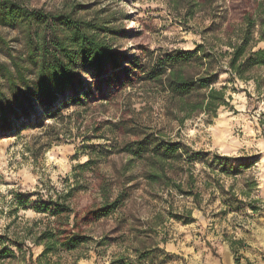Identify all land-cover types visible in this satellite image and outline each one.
<instances>
[{"label":"rangeland","instance_id":"rangeland-1","mask_svg":"<svg viewBox=\"0 0 264 264\" xmlns=\"http://www.w3.org/2000/svg\"><path fill=\"white\" fill-rule=\"evenodd\" d=\"M15 1L28 8L71 12L75 18L102 20L108 30L100 32V37L116 51L135 57L139 64L146 60L147 51L192 50L204 39L223 37L225 27L237 23L245 12L253 8L264 10V0H178V5L174 4L175 0ZM0 35L6 41V48H0V60L6 59L8 49L11 53L22 49L17 31L0 27ZM256 48H264V42H258ZM132 72L128 74L129 79L140 74ZM81 76L88 82L92 80L89 75ZM213 85L217 88L226 85V95L230 98L229 106L219 108L211 120L197 115L179 125L167 119L162 95L151 90L148 84L133 80L122 90H110L111 97L99 98L93 89L92 97L87 96L83 105H64L60 111L63 119H55L56 127L51 131L26 127L0 139V231L8 225L11 231L19 232L21 227L41 217L29 208H19L14 215H9L14 193H29L33 200L38 190L43 192L50 186L59 188L63 178H69L72 183L74 168L87 161L94 149L111 151L117 137L106 131V126L99 132L93 129L98 123L115 122L123 114L139 122L141 127L162 129L193 150L246 156L254 161L236 177V186L240 188L245 179L256 182L250 193L256 210L246 204L249 199L241 196L238 198L245 202L226 211L218 193L200 191L201 200L196 205L191 198L168 194L157 184L147 186L139 161L129 162V156L109 152L99 158L98 173L111 177L128 163L126 186L132 189L115 212L90 229L94 239L106 237V244L100 247L90 244L76 256L67 255L66 264H118L114 261L121 257L128 264H264V92L257 94L252 82L228 83V74L223 69L218 71ZM72 112L79 115H69ZM102 133L106 135L103 138ZM132 138L127 134L118 140ZM194 167L196 186L201 189L202 181H207V174L211 172L199 162ZM93 176L91 170H85L78 179L89 182ZM219 178L225 188L234 183L228 176ZM92 195V191L80 192L76 202L89 204ZM187 211L190 219L185 218ZM13 220L15 223L10 224ZM26 246L36 261L42 246L28 241ZM137 247L140 252L142 247L153 251L152 260L137 261L133 251ZM23 250V255L4 264H30L27 248ZM51 260L57 259L53 256Z\"/></svg>","mask_w":264,"mask_h":264},{"label":"trees","instance_id":"trees-1","mask_svg":"<svg viewBox=\"0 0 264 264\" xmlns=\"http://www.w3.org/2000/svg\"><path fill=\"white\" fill-rule=\"evenodd\" d=\"M173 2L178 5L179 1ZM102 23L99 19L75 18L71 12L54 13L28 8L15 0H0V27L17 31L22 40V49L11 53L7 48L6 59L0 60V139L26 127L51 131L56 127L55 119H63L60 111L64 105H83L87 96L92 97L93 89L99 98L111 97L110 90H122L133 80H140L161 94L164 116L179 125L197 115L211 120L219 108L229 106L227 86L213 85L219 70L228 74V83L252 82L257 94L264 92V48H256L258 42H264L261 8H253L237 23L228 24L223 37L204 39L192 50L147 51L142 64L135 57L116 51L100 37V32L108 30ZM3 46L6 48V41L0 35V48ZM134 70L140 74L129 79L128 74ZM81 75H89L92 80L88 82ZM36 107H40V112ZM69 115H79V112ZM103 126L117 137L109 152L127 155L129 162L139 161L147 186L157 184L168 194L191 198L196 205L201 200L200 191L218 193L226 211L243 204L245 201L238 198L241 196L249 199L246 204L256 210L255 201L250 199L256 182L245 179L240 188L236 186V177L254 163L246 156L193 150L162 129L141 127L139 122L123 114L115 122L98 123L93 130L99 132ZM127 134L133 138L118 140ZM109 152L94 149L87 161L74 168L72 183L69 178H63L59 188L50 186L43 192L38 190L33 200L29 193L13 194L9 215H14L19 208H29L41 217L21 227L19 232L11 231L8 225L0 231V264L23 255L25 247L30 264H66L65 256H76L90 244L98 247L106 244V237L94 239L90 229L115 212L132 189L126 186L128 163L111 177L98 173L99 158ZM196 162L211 172L207 174V181H202L201 189L196 186ZM85 170L94 173L93 181L78 179ZM222 175L234 183L225 188L219 178ZM88 191H92V202L79 205L77 194ZM186 214L185 218L190 219V211ZM13 223L15 220L10 222ZM26 241L42 246L36 261ZM133 251L137 261L152 260L153 251L148 248L142 247L140 252L137 247ZM53 256L57 260L52 261ZM114 262L128 264L123 257Z\"/></svg>","mask_w":264,"mask_h":264}]
</instances>
